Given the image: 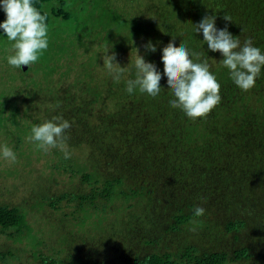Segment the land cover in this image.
Masks as SVG:
<instances>
[{
	"label": "trees",
	"instance_id": "1",
	"mask_svg": "<svg viewBox=\"0 0 264 264\" xmlns=\"http://www.w3.org/2000/svg\"><path fill=\"white\" fill-rule=\"evenodd\" d=\"M81 2L32 0L47 13V38L55 36L59 47L72 41L71 52L55 63L56 50L46 49L26 71L6 70L4 85L14 73L18 79L3 105L13 97L12 108L31 118L10 143L22 137L37 146L27 139L32 127L61 116L71 125L64 133L71 156L38 147L44 156L37 173L0 192V264H264V66L255 86L241 90L220 64L222 54L194 29L215 15L217 29L227 27L241 43L251 38L264 53V0H93L87 9ZM5 19L0 7V23ZM58 19L71 25L63 33ZM173 38L177 47L184 41L204 53L221 86V101L205 118L170 106L161 57ZM1 40L14 43L3 29ZM149 42L155 52L146 50ZM137 50L162 74L156 97L126 92ZM107 52L131 69L119 82L103 66ZM8 120L0 132L17 122ZM3 146L0 134V168ZM53 157L76 181L56 198L42 173ZM21 185L33 188L32 200ZM197 206L203 216L194 215Z\"/></svg>",
	"mask_w": 264,
	"mask_h": 264
},
{
	"label": "clouds",
	"instance_id": "2",
	"mask_svg": "<svg viewBox=\"0 0 264 264\" xmlns=\"http://www.w3.org/2000/svg\"><path fill=\"white\" fill-rule=\"evenodd\" d=\"M0 7L6 14V19L0 23V29L12 44L15 54L7 58V63L16 69L22 65L30 66L36 63L39 56L48 48V27L46 24L47 13L41 14L33 6L32 0H0ZM226 21H230L224 15ZM216 16H205L198 24H193L196 33L202 32L204 44L211 52H219L223 59L220 64L227 68L232 81L243 91H249L255 86V81L264 66V53L253 45L251 38L246 37L241 43L225 27L217 29ZM146 50L155 52L156 47L149 42ZM109 52V51H108ZM108 52L103 55V66L115 82H119L126 71L125 67L116 62V54ZM163 75L167 77L168 89L173 95L169 101L172 108L181 109L188 118L196 120L205 118L221 101L220 84L215 75L210 71L211 65L202 52L190 50L184 41L179 47L175 46V38L162 49ZM195 61V62H194ZM135 78L126 80V92L132 94L138 90L156 97L161 91L160 81L162 74L154 63L146 62L138 54L133 65ZM71 127L69 121L61 116L54 117V121L33 126L29 141L37 142V146L44 151L59 148L64 153L65 159L71 153L66 148L65 130ZM3 158L16 162V154L7 145L2 148ZM206 209L195 207L194 215L203 216ZM190 231H196L193 227Z\"/></svg>",
	"mask_w": 264,
	"mask_h": 264
},
{
	"label": "rangeland",
	"instance_id": "3",
	"mask_svg": "<svg viewBox=\"0 0 264 264\" xmlns=\"http://www.w3.org/2000/svg\"><path fill=\"white\" fill-rule=\"evenodd\" d=\"M108 1V0H107ZM83 9H87V7L91 8L93 7V0H82L80 3ZM123 5H115L114 8H121ZM89 17H93V9H90L88 12L82 15L83 20L88 22ZM78 18H80L78 16ZM66 26H71L70 24H65L61 19H58L55 21V27L57 28V31L64 32L66 29ZM82 23L77 24L76 29H81ZM48 42L50 43V46H48L47 50L54 51L56 50L55 56L53 57L52 61L55 63H60V59L64 57L63 55L65 53H70L71 51V42L70 40H64V43L62 47H59L55 43V36H49ZM71 47V48H70ZM57 49L63 50V52H59ZM15 52L12 49V43H8L5 41H0V127L2 125H6L7 119H15L17 122L15 124L10 125V127H6V132L2 131L0 132L3 144L10 147L14 153H16L18 156H20L23 159V162H20V160L16 159V165L13 163H10L6 161V164H3V166L0 168V192L5 191L8 187V185L13 181H19L18 185L21 184V182L24 181V179L28 180L29 177L33 174L37 173L38 166L42 163V158L44 155H41L42 151L38 148V146H35L31 144L25 143L23 138L21 137V143L16 144V139H12L14 143H10V134L12 132H16L19 135H24L26 132L27 127L31 124V118L29 116H23L21 113L19 114V110L17 111L16 108H12V101L13 97L8 99L7 106L3 105V97L6 96L8 93H13L14 96V89L11 88V85L16 82L18 79V75L14 73L12 75V81L11 83L6 86L4 85L6 83V77L8 76L6 74V70L9 68H14L13 66L9 65L7 63V58L10 55H14ZM79 54V52H78ZM41 56V55H40ZM33 65V64H32ZM30 65L29 67H31ZM28 67V66H27ZM27 69V68H26ZM23 70V69H22ZM26 71V70H24ZM20 73V72H19ZM20 76L25 77L23 73L20 74ZM20 90V88H19ZM18 90V91H19ZM22 92H25V87L23 86L21 88ZM20 93V91L18 92ZM21 94V93H20ZM18 105V104H17ZM19 108V105H18ZM8 120V121H9ZM12 121V120H11ZM5 123V124H4ZM16 145L18 147V150H16ZM15 147V149H14ZM54 162V166L50 164H45L42 167V173L47 176V183L49 184L48 187V195L49 197L56 198L61 190H65L69 188L70 186L74 185V183L71 182L70 178H68V173L61 169L62 164H57V160L55 157L48 158L46 163ZM17 164H23V165H17ZM55 165H59L58 168H55ZM72 183V184H71ZM23 186V185H21ZM24 189L21 190V193H23V197H26L27 200H32L31 194L34 193L33 188L27 189L28 186H23ZM19 190L20 189H16ZM41 194L40 192H37ZM36 194V193H35ZM26 204V203H25ZM26 210H28V207H25ZM3 240L2 237H0V241ZM10 244V243H9Z\"/></svg>",
	"mask_w": 264,
	"mask_h": 264
},
{
	"label": "water",
	"instance_id": "4",
	"mask_svg": "<svg viewBox=\"0 0 264 264\" xmlns=\"http://www.w3.org/2000/svg\"><path fill=\"white\" fill-rule=\"evenodd\" d=\"M21 68H22L23 70H25V69L27 68V66L22 65Z\"/></svg>",
	"mask_w": 264,
	"mask_h": 264
}]
</instances>
